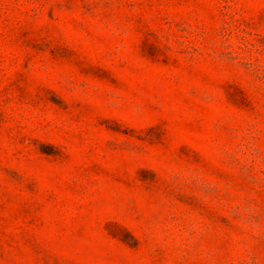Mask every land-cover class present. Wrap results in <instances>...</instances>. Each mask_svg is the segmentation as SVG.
<instances>
[{"label": "rangeland", "instance_id": "rangeland-1", "mask_svg": "<svg viewBox=\"0 0 264 264\" xmlns=\"http://www.w3.org/2000/svg\"><path fill=\"white\" fill-rule=\"evenodd\" d=\"M0 264H264V0H0Z\"/></svg>", "mask_w": 264, "mask_h": 264}]
</instances>
